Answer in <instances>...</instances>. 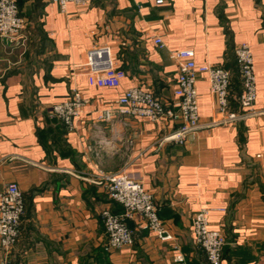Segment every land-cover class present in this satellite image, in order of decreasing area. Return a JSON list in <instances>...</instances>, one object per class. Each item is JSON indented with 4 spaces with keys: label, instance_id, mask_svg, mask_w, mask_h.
<instances>
[{
    "label": "crops",
    "instance_id": "crops-1",
    "mask_svg": "<svg viewBox=\"0 0 264 264\" xmlns=\"http://www.w3.org/2000/svg\"><path fill=\"white\" fill-rule=\"evenodd\" d=\"M18 7L24 45L0 37V192L15 183L24 212L15 245L0 248V264H207L192 230L201 208L209 229L225 237L221 264H264V115L216 124L225 115L198 76L199 129L184 144L158 146L172 121L125 118L102 123L100 133L95 126L130 87L170 106L177 64L169 56L177 50H192L197 65L230 70L229 110L244 112L233 55L239 44L253 57L252 109L264 112V0H92L84 10L20 0ZM98 46L117 62L112 76L83 67ZM73 89L86 104L68 131L51 107ZM119 173L138 176L152 192L172 240L139 230L135 218L125 221L134 243L106 249L101 211L122 207L101 176Z\"/></svg>",
    "mask_w": 264,
    "mask_h": 264
},
{
    "label": "built area",
    "instance_id": "built-area-1",
    "mask_svg": "<svg viewBox=\"0 0 264 264\" xmlns=\"http://www.w3.org/2000/svg\"><path fill=\"white\" fill-rule=\"evenodd\" d=\"M20 0H0V37L6 38L15 45H24L22 35L25 21L19 13ZM64 7L72 3L78 9L89 7L92 0H51ZM158 48H164L160 38H154ZM233 55L242 90L238 103L244 112L229 110V93L232 73L230 70L211 65H197L192 50H177L170 53V58L177 64V78L173 89L174 100L170 106L149 90L139 87L127 88L114 102V106L103 110L96 118L97 133L102 130L101 124L110 126L115 121L120 123L125 118H139L151 123L172 121L176 127L163 136L158 143L184 144L190 135L199 129V112L196 81L204 76L209 84V92L215 98L217 110L225 115L224 120L216 124L234 123L243 118L264 115L256 112L252 106L256 100V77L253 69V57L247 44H239L233 49ZM91 76H112L117 68L108 46L94 47L88 51L83 64ZM86 100L82 94L73 89L62 102L52 105L51 114L60 120L68 131L74 127V121L82 114ZM114 121V122H113ZM99 124V125H98ZM105 142L99 138L98 143ZM102 183L111 201L122 207L120 214L108 209L101 211V218L107 235L106 249H119L134 243V232L125 221L137 218V228L154 234L161 241L173 237L157 215L152 192L144 189L138 176L131 173L103 174ZM24 212L22 193L15 183H8L0 192V248L8 253L19 236V226ZM209 211L201 208L193 217V234L197 246L204 252L207 264H221L225 237L216 230L209 229ZM177 256L176 260L182 262Z\"/></svg>",
    "mask_w": 264,
    "mask_h": 264
},
{
    "label": "rangeland",
    "instance_id": "rangeland-1",
    "mask_svg": "<svg viewBox=\"0 0 264 264\" xmlns=\"http://www.w3.org/2000/svg\"><path fill=\"white\" fill-rule=\"evenodd\" d=\"M15 243H16V242H15ZM14 245H15V244H14ZM14 245H13V246H14ZM3 252H4V251H3Z\"/></svg>",
    "mask_w": 264,
    "mask_h": 264
}]
</instances>
